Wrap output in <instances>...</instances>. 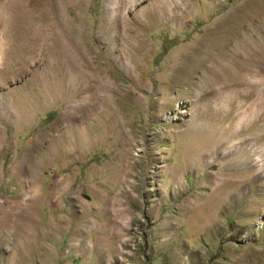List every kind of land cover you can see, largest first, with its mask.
I'll return each instance as SVG.
<instances>
[{"label": "rangeland", "instance_id": "obj_1", "mask_svg": "<svg viewBox=\"0 0 264 264\" xmlns=\"http://www.w3.org/2000/svg\"><path fill=\"white\" fill-rule=\"evenodd\" d=\"M117 1L0 0V264H264V0Z\"/></svg>", "mask_w": 264, "mask_h": 264}, {"label": "bare ground", "instance_id": "obj_2", "mask_svg": "<svg viewBox=\"0 0 264 264\" xmlns=\"http://www.w3.org/2000/svg\"><path fill=\"white\" fill-rule=\"evenodd\" d=\"M117 1V0H116ZM119 1V0H118ZM117 1V2H118ZM123 2V0H120ZM133 2V4H135V2H140L142 0H130ZM145 1V0H144ZM183 1V0H181ZM116 2V3H117ZM155 2V1H154ZM184 2V1H183ZM186 2V1H185ZM119 3V2H118ZM117 3V4H118ZM179 3L181 2H177L176 0H157L156 3H153L150 4L148 6V8H146L147 10L144 11V13H147L149 17L151 16H155L157 18V20H166V19H169L170 18H175L179 15V13L176 11L179 7ZM169 4H174L171 9H166L168 8V5ZM123 7V5H122ZM115 11L118 12L120 11V9L115 6ZM180 8V7H179ZM112 9V8H111ZM123 9V8H122ZM120 14V13H119ZM146 14V15H147ZM118 15V14H117ZM145 16V15H144ZM179 17V16H178ZM141 21V20H140ZM157 22V21H156ZM144 24V23H143ZM146 27V26H145ZM215 31V30H214ZM263 32V31H262ZM262 32L260 31L259 32V36H258V39H257V42L255 43L254 45V52H253V60H254V63H255V67L257 69V74H258V81L255 83L257 86V90H256V108L258 109L257 110V113L255 111V122H257V131H255V134L254 136L256 137L257 139V143L255 145V149L257 150H254L256 151L255 152V156L258 155V158H257V162L254 163L252 166L253 168L254 167H259V168H262L263 164H264V128L261 125V122L263 121V113H262V110H260L259 108H262L264 110V38L262 36ZM264 34V33H263ZM221 39V38H220ZM205 44V43H204ZM210 46V45H209ZM210 48V47H208ZM211 52V51H210ZM202 53V52H201ZM209 56V55H208ZM201 59V58H200ZM203 59V58H202ZM199 60V59H198ZM197 60V61H198ZM204 60V59H203ZM205 60H206V57H205ZM196 61V62H197ZM201 61V60H200ZM194 62V61H193ZM199 63V62H198ZM190 64V63H189ZM200 64V63H199ZM203 64V63H202ZM181 67V66H180ZM188 67V66H187ZM191 67V66H190ZM193 67V66H192ZM182 68V67H181ZM186 68V67H185ZM189 68V67H188ZM186 68V69H188ZM248 68V67H247ZM184 69V68H183ZM184 69V70H186ZM184 70L180 69L179 72H184ZM192 70V69H190ZM225 71V70H223ZM255 72V70H254ZM185 74H188L185 73ZM231 74V73H230ZM183 76V74H181ZM189 75V74H188ZM256 75V73H255ZM186 76V75H185ZM254 84V85H255ZM255 87V86H254ZM256 89V88H255ZM261 89V90H260ZM258 100V101H257ZM261 102V103H260ZM241 117V116H240ZM256 125V124H255ZM259 150V151H258ZM15 212V211H14ZM21 214V213H20Z\"/></svg>", "mask_w": 264, "mask_h": 264}]
</instances>
